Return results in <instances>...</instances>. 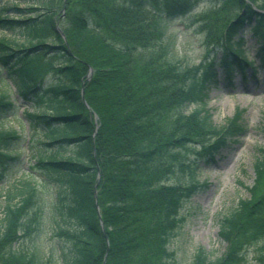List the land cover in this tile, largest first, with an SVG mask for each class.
Wrapping results in <instances>:
<instances>
[{"label": "trees", "instance_id": "trees-1", "mask_svg": "<svg viewBox=\"0 0 264 264\" xmlns=\"http://www.w3.org/2000/svg\"><path fill=\"white\" fill-rule=\"evenodd\" d=\"M30 1L0 9V28L24 36L0 38V69H8L20 99L34 108L24 112L34 133L29 136L35 164L29 170L32 177L44 176V185L49 179L59 186L57 210L68 224L61 233L73 241L66 264H174L169 244L183 219L181 209L202 185L169 181L186 165L179 148L192 143L211 155L242 127L236 121L240 111L218 130L205 109L218 61L207 55L184 65L174 37L165 36L167 22L190 13L199 0ZM224 1L238 8L233 16L216 10L200 26L214 44L223 42L220 63L231 74L246 66L243 39L234 40L243 27L260 38L258 54L264 57V0ZM1 84L0 76V120L14 107ZM190 103L199 106L187 114L182 107ZM22 137L16 129L0 128V180L20 162ZM255 167L258 178L264 177V155ZM6 198L0 264H56L44 262L37 247L14 246L41 223V207L33 212L41 198L38 183L19 180ZM263 209L264 196L241 200L219 219L225 254L212 259L199 248L192 264H242L245 234L251 239L264 232Z\"/></svg>", "mask_w": 264, "mask_h": 264}, {"label": "rangeland", "instance_id": "rangeland-1", "mask_svg": "<svg viewBox=\"0 0 264 264\" xmlns=\"http://www.w3.org/2000/svg\"><path fill=\"white\" fill-rule=\"evenodd\" d=\"M224 0H199L195 8L188 14L171 18L165 29L166 36L174 37L175 53L184 65L200 63L208 55L218 57L221 45L208 36L200 25L202 18H213L216 10L229 16L238 10L237 7L224 5ZM26 5V0H0V9L4 6ZM66 7L62 9L66 13ZM5 14H13L7 12ZM244 37L246 54L253 56L257 53L258 39L251 33L248 26L236 35L235 40ZM0 38L23 40L24 36L12 31L0 29ZM255 73L249 70L247 78L235 73L234 78L228 79L222 68H218L217 81H212L205 91V109L210 114L216 128L223 130L240 111L237 123L241 129L236 135L227 137V142L211 155H204L203 148L189 143L179 148V158L186 165L170 174V182L189 184L199 182L196 190L188 197L181 209L183 218L180 226L172 236L169 248L175 252L174 264H192L194 255L199 248H204L212 259L225 254L227 243L219 235V219L232 212L241 200H255L264 196V177L258 178L256 162L264 155V62L253 60ZM51 80L47 78V82ZM3 89L10 90L11 95L17 96L15 89L3 82ZM16 102V108L10 110L0 120V128L18 130L22 137L19 144L20 162L13 167V173L7 179L0 180V217L4 216L7 202L6 194L13 190L19 180L31 178L38 183L41 198L34 205L33 212L42 209L41 223L38 229L30 235L14 243L15 248L37 247L44 262L52 259L56 264H66V258L71 256L73 241L62 230L68 228L57 210L58 187L48 182L44 185V176L30 173V166L35 164L32 140L22 110H33L31 104ZM199 103H190L182 107L185 113H190ZM21 116V119H20ZM37 139L47 140L40 133ZM36 142V139H34ZM215 142V138L213 139ZM212 141V142H213ZM34 142V144H35ZM201 152V153H200ZM261 156V157H260ZM30 174V176H28ZM47 181V180H46ZM257 184V185H256ZM257 187L255 191L254 187ZM254 188V189H253ZM20 198L18 196L15 200ZM259 201V200H258ZM264 220V209L260 216ZM241 252L244 255L242 264H264V232L257 238L249 239L245 234ZM172 264V263H170Z\"/></svg>", "mask_w": 264, "mask_h": 264}, {"label": "water", "instance_id": "water-1", "mask_svg": "<svg viewBox=\"0 0 264 264\" xmlns=\"http://www.w3.org/2000/svg\"><path fill=\"white\" fill-rule=\"evenodd\" d=\"M58 29H59V31L63 34L62 30H61L60 28H58ZM63 36H64V34H63ZM92 71H93V69L91 68V69H90V74L92 73Z\"/></svg>", "mask_w": 264, "mask_h": 264}]
</instances>
